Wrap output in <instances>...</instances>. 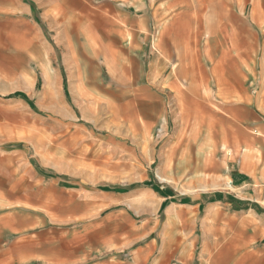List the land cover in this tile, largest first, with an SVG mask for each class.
<instances>
[{"label":"crops","instance_id":"1","mask_svg":"<svg viewBox=\"0 0 264 264\" xmlns=\"http://www.w3.org/2000/svg\"><path fill=\"white\" fill-rule=\"evenodd\" d=\"M33 5L27 1L22 6L26 14L36 15L34 24L42 30V19ZM53 7L63 17L60 22H66L65 30L94 32L81 46H87L83 52L106 65L111 82L104 84L107 90L103 93L124 94L128 85L129 93L138 96L139 106L148 101L155 107L156 127L161 125L165 135L171 126L177 128L174 139L157 156L159 180L166 182L165 176L187 171L197 174V187L204 194L196 200L184 197L181 202L197 207L203 215L197 222L198 234L187 228V241L181 246L171 245L176 230L170 219L172 232L160 249L153 244L130 252L118 236L103 240L100 249H88L85 254L70 247L46 258L43 242L23 237L13 238L6 248L8 256H16L12 262L264 264V0H70L54 2ZM110 32L120 44L111 41ZM255 37H260L263 46L257 72ZM126 42H130L128 58L148 62L147 76H127ZM71 88V94L77 92L72 82ZM81 88L82 94H90L89 80ZM40 176L53 178L45 173ZM158 181L129 191L98 187V203L107 208L125 206V195L145 191L158 198L160 205L173 209L176 196L169 193L172 188L159 187L162 183ZM68 217L77 220L75 214ZM177 217L189 226L193 222L184 211ZM33 221L38 220L29 218V225ZM5 229L11 235L14 232L8 226ZM93 256L97 261L87 263Z\"/></svg>","mask_w":264,"mask_h":264},{"label":"rangeland","instance_id":"2","mask_svg":"<svg viewBox=\"0 0 264 264\" xmlns=\"http://www.w3.org/2000/svg\"><path fill=\"white\" fill-rule=\"evenodd\" d=\"M27 1L49 30H39L36 15L25 13L22 5ZM54 2L70 0H0V264H20L12 262L16 256H8L6 248L13 238L23 237L43 242L46 258L70 247L85 254L118 236L130 252L153 244L160 249L172 232L170 219L176 230L171 245H184L187 228L198 234L203 212L181 199L196 200L204 193L197 187V174L190 171L159 180L157 156L177 128L171 126L165 135L161 125L156 127L155 107L148 101L139 106L128 85L124 94L103 93L104 84L111 82L106 65L81 46L94 32L65 30ZM110 33L111 41L120 44ZM124 45L127 76H147L148 62L128 58L130 42ZM262 47L260 37H255V72ZM84 80L91 85L88 95L81 93ZM71 82L77 85L76 93L71 94ZM111 99L119 103H108ZM155 180L174 191H169L176 196L173 209L145 191L125 195V206L98 203V187L125 188L150 181L155 185ZM180 211L193 220L190 226L178 219ZM73 214L77 220L71 221L68 216ZM29 218L38 221L29 225ZM7 226L14 230L12 235ZM95 257L87 263L96 262Z\"/></svg>","mask_w":264,"mask_h":264},{"label":"trees","instance_id":"3","mask_svg":"<svg viewBox=\"0 0 264 264\" xmlns=\"http://www.w3.org/2000/svg\"><path fill=\"white\" fill-rule=\"evenodd\" d=\"M35 11H36V8L34 7ZM148 184H135L131 187H127V188H121V189H116V190H119V191H129L131 189H136V188H141V187H145L147 186Z\"/></svg>","mask_w":264,"mask_h":264}]
</instances>
